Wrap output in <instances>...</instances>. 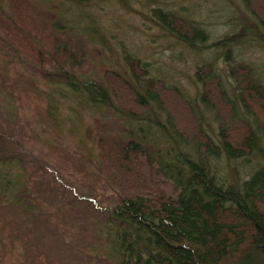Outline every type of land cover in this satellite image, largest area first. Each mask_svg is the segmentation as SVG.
Listing matches in <instances>:
<instances>
[{
	"label": "trees",
	"instance_id": "obj_1",
	"mask_svg": "<svg viewBox=\"0 0 264 264\" xmlns=\"http://www.w3.org/2000/svg\"><path fill=\"white\" fill-rule=\"evenodd\" d=\"M90 2L7 0L13 15L0 6L9 26L5 45L10 44L15 55L23 51L37 63L50 64L51 77L65 81L56 84L84 94V107L94 112L108 107L116 117L142 127L120 133L122 143L112 144L116 154H103L101 169L114 194L109 208L101 209L105 216L90 224L97 243L92 241L93 247L85 251L84 263L264 264V82L254 66L232 62L230 46L242 39L226 34L215 43V61L195 68L192 82L200 89L190 99L149 75L148 63L128 53L131 72L106 73L107 83L97 84L71 72L76 49L64 38L74 29L67 13ZM37 4L45 8L36 15L43 18L40 24L29 15ZM151 12L157 25L188 50L199 51L208 39L192 20L160 6ZM42 27L50 29L47 36ZM100 37L109 43L108 36ZM221 53L227 61L223 69L216 63ZM204 112L213 114L216 127L205 126L200 118ZM19 151L0 146V205L33 219L45 215L41 204L51 201L48 191L40 195L34 179L27 181ZM152 171L162 172L177 192L168 194ZM40 244L45 255L44 242Z\"/></svg>",
	"mask_w": 264,
	"mask_h": 264
},
{
	"label": "rangeland",
	"instance_id": "obj_2",
	"mask_svg": "<svg viewBox=\"0 0 264 264\" xmlns=\"http://www.w3.org/2000/svg\"><path fill=\"white\" fill-rule=\"evenodd\" d=\"M6 1L0 0V6L13 15ZM89 1L92 3L73 6L66 15L74 24L64 38L76 49L77 63L71 72L77 78L106 84V73L122 76L131 72L125 60L128 53L148 63L149 75L190 99L200 89L192 82L196 66L215 61V43L227 34L242 39L230 46L234 65L254 66L264 82V0ZM19 6L26 9L21 2ZM157 6L205 29L208 39L199 51L188 50L157 25L151 12ZM44 11L37 4L29 15L40 24L43 18L36 15ZM8 29L0 11V135L5 139L0 146L20 150L27 181L35 180L40 195L48 191L51 202L43 203L46 207L41 204L46 214H35L33 219L0 205V256L7 253L4 259L0 257V264H7L8 258L9 264H85V251L93 247L92 241L97 243L90 224L105 216L103 210L109 208L108 199L114 194L111 180L101 169L103 154H116L112 144L113 140L118 147L122 143L120 133L141 131L142 127L116 117L108 107L101 112L84 107V94L72 92L61 77L52 78L50 64L37 63L23 51L15 55L11 45H5ZM42 31L46 36L50 33L49 28L42 27ZM100 35L108 36L109 43L103 44ZM216 63L225 68V55L221 53ZM5 99L10 103L5 104ZM200 118L208 127L214 117L204 112ZM185 119L183 114L182 124ZM151 174L168 194L177 192L162 172ZM32 252L37 255L29 256Z\"/></svg>",
	"mask_w": 264,
	"mask_h": 264
}]
</instances>
